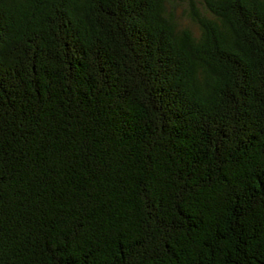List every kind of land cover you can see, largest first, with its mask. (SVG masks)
I'll list each match as a JSON object with an SVG mask.
<instances>
[{
    "label": "trees",
    "instance_id": "obj_1",
    "mask_svg": "<svg viewBox=\"0 0 264 264\" xmlns=\"http://www.w3.org/2000/svg\"><path fill=\"white\" fill-rule=\"evenodd\" d=\"M0 0V264H264V0Z\"/></svg>",
    "mask_w": 264,
    "mask_h": 264
},
{
    "label": "rangeland",
    "instance_id": "obj_2",
    "mask_svg": "<svg viewBox=\"0 0 264 264\" xmlns=\"http://www.w3.org/2000/svg\"><path fill=\"white\" fill-rule=\"evenodd\" d=\"M169 7L168 10L173 12L175 20L182 28H190L194 31H198L197 26L192 22L189 17L191 3L193 2L195 6L204 13L203 10V0H168Z\"/></svg>",
    "mask_w": 264,
    "mask_h": 264
}]
</instances>
